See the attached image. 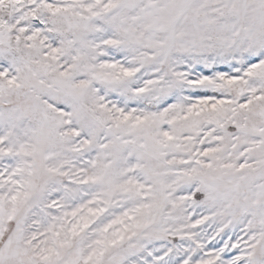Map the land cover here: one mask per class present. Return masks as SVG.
Wrapping results in <instances>:
<instances>
[{
    "label": "snow or ice",
    "instance_id": "1",
    "mask_svg": "<svg viewBox=\"0 0 264 264\" xmlns=\"http://www.w3.org/2000/svg\"><path fill=\"white\" fill-rule=\"evenodd\" d=\"M0 264H264V0H0Z\"/></svg>",
    "mask_w": 264,
    "mask_h": 264
}]
</instances>
